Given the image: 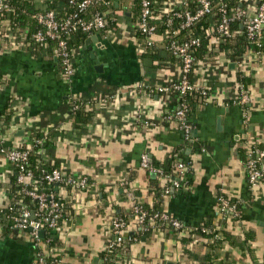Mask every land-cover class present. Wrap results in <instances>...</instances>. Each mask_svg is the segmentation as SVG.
Returning a JSON list of instances; mask_svg holds the SVG:
<instances>
[{
  "label": "crops",
  "instance_id": "obj_1",
  "mask_svg": "<svg viewBox=\"0 0 264 264\" xmlns=\"http://www.w3.org/2000/svg\"><path fill=\"white\" fill-rule=\"evenodd\" d=\"M34 1L44 8L46 0ZM129 1H115L120 16L114 30L90 33L73 49L70 80L62 75L55 55H35L12 42H0V147L27 145L33 133L57 128L62 135L46 149V162L57 164L66 175L88 180L86 189L58 190L70 205L58 229L61 246L35 243L30 231L5 230L0 224V264H32L37 251L59 257L63 264H96L115 242L114 217L128 216L123 235H135L139 230L131 217L135 203L152 202L141 154L164 162L183 143L178 121L168 118L179 107L178 98L155 89L177 77L179 63L140 55L144 40L135 36V6ZM185 1L154 0L162 14ZM246 2L245 13L251 16L257 1ZM240 74L250 78L245 121L242 108L231 103ZM193 79L210 92L188 112L193 140L180 149L178 158L190 161L191 169L176 177L180 187L164 197V210L185 226L213 222L222 227L218 196L223 192L235 198L240 214L232 228L237 235L253 234L249 246L264 261V187L248 182L241 152L249 142L264 145V47L260 56L250 48L237 58L218 50L198 63ZM76 101L89 112V120L80 126L74 125L71 110ZM13 171L0 151V207L8 201ZM166 231L137 234L117 254L116 264L200 263L206 248L201 241L186 246ZM240 252L236 245H225L218 258L250 263Z\"/></svg>",
  "mask_w": 264,
  "mask_h": 264
},
{
  "label": "trees",
  "instance_id": "obj_2",
  "mask_svg": "<svg viewBox=\"0 0 264 264\" xmlns=\"http://www.w3.org/2000/svg\"><path fill=\"white\" fill-rule=\"evenodd\" d=\"M115 1L121 2V0H112L110 6L106 7L103 4H97L96 6L90 7L87 9L85 13V17L89 18L95 10L106 11L105 12V20L106 27L102 32L108 30H114L116 28V22L118 21V13L119 8L116 7ZM211 3V11L210 13L201 17L198 21L190 25L189 27L181 28L182 18L173 19L171 24L167 23V13H163L159 17H157L153 22L157 24L158 29L157 32L152 36L153 45L145 48L140 51L141 56H149L150 58H156L159 60H163V58H168L169 60H174L180 63V57L172 54L170 49L171 41H176L178 43H182L187 40L189 37H197L199 38V43L196 47L191 48V54L195 58V62L192 65L191 72L189 74L190 81L192 83H196L194 78V70L197 67L198 63L205 57H212L213 55H217L218 50H222L225 55L230 58H237L241 56L247 49H258L255 43L246 35L245 27L241 21H233L231 23V29L234 31V34L230 37L220 35L216 31V19L220 17V5L223 3L229 12L234 11L235 9L245 10L247 0H209ZM129 3H133L135 6L134 18H137L139 6L137 0H130ZM7 6L0 10V42L1 40L7 44L12 40L15 44L19 45L22 49L29 51L35 55H39L42 52L47 53L48 55H55L56 51V41L53 39H45L42 42H37L35 40L34 34L35 32L42 28V25L37 21L35 15L39 11L53 9L56 11H60L61 15L66 14L70 11V8H67L66 5H60L59 0H46L45 6L43 9H40L36 6L34 0H6ZM199 8V3L197 0H186L184 4L174 7L172 11H178L183 13L184 10H189L191 12L195 11ZM171 16V15H169ZM134 19V20H135ZM4 28V30L2 29ZM88 34L81 30H77L72 32L65 39L67 41L68 48L73 50L82 44L84 39ZM135 36L138 40H144V35H142L138 30L135 31ZM164 53V55L162 54ZM166 56V57H165ZM157 64H159L157 62ZM250 82V78L247 75L240 74L237 79V87L242 84L247 90L248 93V84ZM208 95L206 97L199 95V92H188L187 94L180 96L179 100L184 101L188 104L189 110L199 102L200 99H207L209 96L210 90L207 86H205ZM72 114H74V125L80 126L81 123H86L89 119V112L85 108L83 103H79L78 101L73 103ZM248 107V104L244 105ZM248 109V108H247ZM188 121V120H187ZM47 139L41 145L34 146L28 157V165L26 168L33 172V178L30 185L32 187H37V189L41 191H54L56 194L57 200L62 204V215L60 218V223L70 206L67 202L66 198L62 197L58 193V186H50L46 183L44 175L53 168H59L55 163L45 162L43 159L42 149H50L53 147L54 139L59 137L61 134L57 128H54L50 132H46ZM39 134L33 133L31 137L36 138ZM193 137L190 135V139L186 140L183 137V143L180 146L172 149L164 162L157 161L155 159L150 160V165L156 167L162 171V174H156L155 178H151V171L145 169V177L147 179V190L153 194L151 203H135L136 205L141 206L148 215L153 217L152 222H146L143 226L137 225L139 230L137 234H145L151 233L152 230L163 228L166 231L168 237L172 239H177L183 244H190L192 241L195 243H203L205 248V253L200 257L199 264H211L213 261L216 264H235L234 262H224L219 260L218 251L226 246H237L238 250L241 252V257H248L250 259V263L248 264H264V261L258 260L256 255H253V249L249 246V243L254 239L252 233H243L242 235L235 234L236 231L232 227L236 226V220L240 214V205L235 198L229 197L225 193H221L219 195H223L226 198H229L231 203L236 204V210L238 215H235L228 211L221 212L224 220V226L218 227L215 223L205 222L199 226H182L180 228H175L171 225L168 220H161L159 218H154L155 213H160L164 210V189L168 185L171 184L173 179L176 177H180L179 171L176 169L177 163H183L188 168L184 172H188L191 169L190 161H183L178 158V153L181 148H185L186 145H191V141ZM249 145L252 147L253 152L252 156L257 155V151L264 149V145L255 142H249ZM26 147V145H22V148ZM241 152L244 154L245 161L248 157V149L243 147ZM183 173V174H184ZM16 170L12 172L9 176V197L5 206L0 207L1 211V221L0 224L4 227L5 230L11 229V220L6 218L8 214L16 213L18 211V205L21 201L28 202V197H21L18 193L16 195L13 192L17 189L18 183L16 182ZM158 175V176H157ZM163 180V184H161L160 180ZM178 179V178H177ZM179 187H180V180ZM88 183V180H87ZM178 187V188H179ZM178 188H174L173 191L169 194H173ZM14 205V206H13ZM219 205V203H218ZM10 206H12L10 208ZM125 220L127 223L129 221V217L126 215H119ZM131 217L134 218V214L131 213ZM45 235L41 238V241L46 244L49 248H55L61 246V239L58 237V230L50 231L46 230ZM135 235H127L124 236L121 241L111 243L104 250L103 254L99 258V261L96 264H116L119 260L117 254L122 253V249H127L128 245L133 242ZM192 251H189V255H192ZM58 258L56 256H49L46 258L47 261H52L53 259Z\"/></svg>",
  "mask_w": 264,
  "mask_h": 264
},
{
  "label": "built area",
  "instance_id": "obj_3",
  "mask_svg": "<svg viewBox=\"0 0 264 264\" xmlns=\"http://www.w3.org/2000/svg\"><path fill=\"white\" fill-rule=\"evenodd\" d=\"M60 5H66L70 8L66 14L61 15L60 11L53 9L39 11L35 17L37 21L42 25V28L38 29L35 34V40L42 42L45 39H53L56 41L55 56L58 58L62 75L66 80H70L73 75V63L72 56L73 50H70L67 45L66 37L72 32L81 30L87 34L95 31H103L106 27L105 12L104 10H95L92 15L87 18L85 13L88 8L96 6L97 4H103L106 7L110 6L112 0H59ZM139 11L137 18L134 20L135 31L138 30L144 35V46L142 50L153 45L152 36L157 32L158 26L153 21L162 15L155 7L154 0H137ZM257 6L254 13L251 16H247L245 10L235 9L229 12L226 6L222 3L220 5V17L216 19V31L220 35L230 37L234 34L231 29V23L233 21H241L245 27L246 35L255 43L258 49H253L257 56H260L264 47V0H256ZM199 8L191 12L184 10L183 13L178 11L169 10L167 13V23L171 24L173 19L182 18L180 27H189L196 21H198L204 15L210 13L211 3L209 0H197ZM184 4V3H183ZM7 6L6 0H0V10ZM171 15V16H169ZM4 30V28H2ZM12 42L9 41V43ZM15 44L14 42H12ZM199 43V38L189 37L182 43L171 41L170 49L172 54L180 57L179 74L171 82L166 85L156 86L155 89L158 92L169 93L175 95L178 98L179 107L169 115L168 118H174L178 121V125L183 132V137L186 140L190 139L192 125L187 121V111L189 106L186 102L180 101L179 97L187 94L188 92H199V95L206 97L208 92L203 85L192 83L190 81L189 74L192 69V65L195 62L194 56L191 54V48L196 47ZM17 45V44H15ZM249 101V94L247 93L244 85L240 84L237 87V95L232 99V104H237L242 108L243 120H247L248 109L244 105ZM75 107V105L73 106ZM147 126L151 125L150 121H145ZM39 135L34 138L31 137L26 147H13L5 148L0 147V151L3 152L6 159L10 162L13 169L16 170V182L18 183L17 189L13 192L14 195L20 194L21 197H28V202L21 201L18 205V211L16 213L8 214L6 218L11 220V229L19 231H30V234L38 243L41 241L39 231L46 230L56 231L60 227V218L62 215V204L57 200L54 191H41L37 187H32L33 172L26 168L28 165V157L31 149L34 146L41 145L47 139L45 131L38 133ZM248 157L245 161V169L247 180L250 185L261 184L264 187V149L258 150L256 156H252L253 149L248 146ZM43 159L46 162V149H42ZM140 165L144 169H148L152 173L162 174V171L156 167L150 165V157L147 152H143L140 156ZM187 166L183 163H177L176 169L179 174H183L187 170ZM44 178L46 183L50 186L60 188L76 187L78 189L87 188V179L85 177H74L66 175L60 168H53L48 171ZM57 184V185H56ZM161 184H163L161 182ZM179 187L177 179H173L170 185L165 187L164 195H169L174 188ZM219 209L221 212L228 211L235 215H238L236 210V204L231 203L229 198L223 195L218 196ZM14 206V205H13ZM12 206H10L11 208ZM132 213L135 217V223L143 226L147 221L152 222L153 217L148 215L147 212L139 205H134ZM0 211V221H1ZM154 218L161 220H168L175 228H180L184 224L170 216L166 211L155 213ZM112 229L116 235L115 241L119 242L124 237L123 230L126 227V222L123 218L115 216L112 220ZM185 226V225H184ZM45 235V234H44ZM47 256L43 252L37 251L32 264H63L62 260L58 257L52 261L46 260ZM211 264H216L213 261Z\"/></svg>",
  "mask_w": 264,
  "mask_h": 264
},
{
  "label": "water",
  "instance_id": "obj_4",
  "mask_svg": "<svg viewBox=\"0 0 264 264\" xmlns=\"http://www.w3.org/2000/svg\"><path fill=\"white\" fill-rule=\"evenodd\" d=\"M151 175H155V173H151ZM38 234H39L40 237H43L44 236V231L43 230H40ZM168 264H173V263L172 262H168Z\"/></svg>",
  "mask_w": 264,
  "mask_h": 264
}]
</instances>
